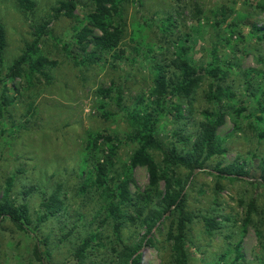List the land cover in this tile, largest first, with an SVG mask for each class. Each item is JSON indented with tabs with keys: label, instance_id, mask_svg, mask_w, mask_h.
<instances>
[{
	"label": "rangeland",
	"instance_id": "1",
	"mask_svg": "<svg viewBox=\"0 0 264 264\" xmlns=\"http://www.w3.org/2000/svg\"><path fill=\"white\" fill-rule=\"evenodd\" d=\"M58 1L35 0L33 11L24 12L17 0H0L6 40L0 77L32 40L34 26L47 22L49 30L39 47L42 55L54 61L49 66L50 80L39 74L28 76L26 71L22 77L7 79V96L13 101L0 117V196L14 175L11 194L27 203L34 224L40 202L60 186L63 207L36 231L46 239L41 245L45 264H117L121 244L113 221L100 222L106 214L103 199L93 184L91 159L82 161L86 140L97 132L123 138L133 130L127 114L153 106L155 61L167 63L183 54L202 72L211 63L214 48L220 65L231 63L226 83L234 97L221 101L231 105L217 130L225 152L193 172L174 167L185 183L186 210L192 213L185 247L189 264H264V120L257 119L264 105V0H142V5L134 0L128 6L121 42L125 55L114 58V52L96 53L87 62L80 60L89 56L91 48L82 52L73 35L79 20L86 19L91 1L80 0L74 10L77 18L54 16ZM168 13L176 21L171 36L165 38L161 28ZM64 42L70 43L68 50ZM210 81L204 76L190 100L178 96L168 100L181 103L183 110L180 113L170 106L159 118L155 131L164 148L171 144L180 152L187 148L179 131L196 136L204 110L217 104L208 98ZM3 84L0 81V93ZM101 88H110L109 95L101 94ZM240 107L245 109L237 114ZM136 145L119 144L107 174L113 186ZM98 147L101 157L107 154L105 141L99 140ZM150 151L161 164V151ZM229 164L231 173L217 169ZM147 186V169L135 167L130 192L137 200L134 205H122L120 239L125 244L138 242L145 232L138 208L145 207V212L157 208L155 192L151 201L137 198ZM163 191L160 181L157 192ZM205 218H213L214 226L209 228ZM172 227L171 220L161 219L147 234L140 249L142 264H177L168 237ZM97 228L99 238L84 257H78L79 240ZM239 242L243 257L236 259ZM34 245L30 233L8 219L0 221V264H41Z\"/></svg>",
	"mask_w": 264,
	"mask_h": 264
},
{
	"label": "trees",
	"instance_id": "2",
	"mask_svg": "<svg viewBox=\"0 0 264 264\" xmlns=\"http://www.w3.org/2000/svg\"><path fill=\"white\" fill-rule=\"evenodd\" d=\"M91 8L87 13L86 19L79 20V25L75 26L73 41L79 46L82 52H86L89 47V56L81 59V62L91 61L96 53H113V57L125 55V50L121 48V42L127 28V11L128 6L134 0H90ZM80 0H59L58 5L53 8L54 16L64 15L68 18H77L74 10ZM142 5V0H137ZM19 7L24 12H31L35 8V0H17ZM176 18L173 14L168 13L162 20V35L165 38L170 37L172 28L175 26ZM100 34H96L95 30ZM49 33L47 22L33 27V38L25 44L20 55H18L10 65L5 68V73L0 77L3 84V90L0 93V117L5 112L6 106L12 103L13 98L7 96L6 80L22 77L26 71L28 76L39 74L46 80H50L49 66L54 61L49 60L41 54L39 44L44 35ZM5 31L0 21V62L3 58L5 48ZM70 43L64 42L62 46L68 50ZM73 59L78 63V55L74 54ZM213 50V56L209 66H205L202 72L192 65L187 57L183 54L176 55L167 63L155 61L153 68V89L154 97L153 106L149 111L137 110L127 114L130 125L133 130L127 133L123 138L95 133L89 135L85 144V156L82 161L87 162L91 159V173H93V184L96 190L100 192L106 214L101 219L102 222L113 221V229L117 241L121 244V249L117 252V264H142V253L140 251L145 237L149 234L157 222L161 219H169L172 222V228L168 237L172 240L177 264H189V256L185 247V238L187 225L192 220V213L186 210L187 195L184 192L185 183L176 174L175 166H184L191 172L195 169H201L206 161L215 155H222L225 149L221 147L218 128L224 123L225 115L228 113L231 105L222 103L226 98L231 100L234 93L230 90L229 84L226 83L228 77V68L231 63L224 62L220 65ZM1 73V71H0ZM208 76L211 81L209 84L210 101L216 100V105L204 110V118L199 122L198 132L194 138L179 131L180 138L184 141L186 149L182 152L177 150L174 144L164 148L158 135L156 134V124L163 113L172 106L181 113V103H169L168 100L174 96L182 99H191L192 93L199 86L200 82ZM101 94L107 96L111 91L110 88L99 89ZM122 97L117 96V104L120 106ZM245 108L240 107L236 110L237 114ZM261 115L257 119L264 120V105L260 107ZM1 122V121H0ZM4 132V130H2ZM99 140L105 141L107 145V154L101 157L99 155ZM122 142L136 143V147L129 157L128 166L122 168L121 173L116 180L117 186H113L108 181L107 174L110 173L109 166L114 160L117 149ZM160 150L162 153L161 164L158 163L150 150ZM137 166H143L148 173V186L144 193L138 194L137 198L143 202L151 201L155 192L157 208L145 207L138 208V215L142 217V225L145 232L138 242L124 243L121 241L120 231L123 226V217L125 213L122 210L123 204L134 205L137 199H133L130 192V182L133 181V169ZM217 169L224 173L232 172L233 165L229 164L224 167L217 166ZM264 171V166H263ZM236 173L241 170H236ZM262 179H264L262 173ZM15 176H9L7 184L0 196V221L8 219L18 229L30 233L35 238L34 254L41 264H45L44 252L41 245L46 242L45 238L38 236L36 231L50 217H57L60 209L63 207V201L58 198V185L46 199L40 202V209L36 215L35 223L29 213L27 203L15 199L11 192ZM162 181L164 191L157 192V186ZM264 181V180H263ZM26 193V190L23 191ZM157 193V194H156ZM145 214L142 216V214ZM206 225L211 228L214 226L213 218H205ZM33 224V225H32ZM99 238L98 228L92 230L79 240L76 246L78 257H84L85 250ZM236 259L243 257L241 253L240 242L236 244Z\"/></svg>",
	"mask_w": 264,
	"mask_h": 264
}]
</instances>
